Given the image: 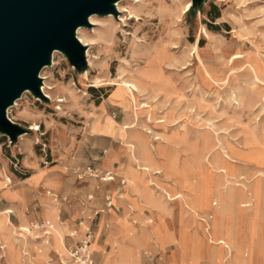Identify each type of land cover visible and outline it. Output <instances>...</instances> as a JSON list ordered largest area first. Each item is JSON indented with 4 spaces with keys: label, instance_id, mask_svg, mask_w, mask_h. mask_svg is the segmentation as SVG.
Listing matches in <instances>:
<instances>
[{
    "label": "rangeland",
    "instance_id": "1",
    "mask_svg": "<svg viewBox=\"0 0 264 264\" xmlns=\"http://www.w3.org/2000/svg\"><path fill=\"white\" fill-rule=\"evenodd\" d=\"M129 1L115 3L135 10L138 18L129 19L119 8V16L94 15L95 23L78 27L82 43L88 45L89 66L85 62L77 70L58 51L53 65L38 73L44 84L54 87L51 98L24 91L5 111L24 133L12 142L0 134V212L11 210L8 218L14 225L13 218H20L18 227L26 210L19 186L35 188L41 178L47 186H54L50 179H56L60 195L44 190L43 198L49 201L44 207H53L54 215L51 220L24 222L32 232L26 237L28 245L15 241L10 250L0 231V264H61L65 248L80 233L71 238L73 229L59 227L58 206L80 204L84 211L80 231L89 225L93 233L98 219L102 224L106 199L122 216L116 225L103 223L104 245L96 244L97 233L93 236L91 247L100 256L92 252L94 264H138L140 255L151 264L158 258L151 252L160 254L159 264L166 253L172 264H217L225 258L223 245L215 246L212 261L200 249L208 244L206 226L213 239L221 238L233 254L238 253L241 264H260L253 251L256 237L264 238V199L257 200L253 191L264 185V0H202L191 4L185 14L182 8L190 0H141L139 5ZM162 5L175 9L173 22ZM214 14L218 16L213 18ZM109 26L114 28L113 36H106ZM167 40L170 54L152 62ZM193 45L204 68L192 55ZM165 76L176 87L166 97ZM123 81L139 89L134 93L137 105L148 106H137L138 118L131 103L124 108L129 94ZM148 116L154 120L148 121ZM159 119L163 122L156 123ZM107 120L114 122L113 133L102 128ZM125 123L134 124L136 131L152 132L147 138L152 160L144 162L136 154L140 164L149 165L148 173L137 170L129 154L128 137L121 136L117 126ZM34 124L37 130H30ZM209 138L212 145L207 146ZM202 176L210 183L206 189L198 186ZM164 192L181 196L170 202ZM203 194L208 202L202 201ZM157 198L171 208L173 216L150 205ZM184 203L191 204L206 224L187 209L180 212ZM218 206L224 221L221 231L214 224ZM3 221L0 214V225ZM44 221L49 224L45 235L29 225ZM166 224L169 234L155 232ZM37 236L41 238L34 240ZM49 247L54 251L46 256Z\"/></svg>",
    "mask_w": 264,
    "mask_h": 264
},
{
    "label": "water",
    "instance_id": "2",
    "mask_svg": "<svg viewBox=\"0 0 264 264\" xmlns=\"http://www.w3.org/2000/svg\"><path fill=\"white\" fill-rule=\"evenodd\" d=\"M119 0H0V134L11 142L24 133L6 116L22 92L46 99L39 71L61 52L72 67H85V48L75 37L91 15L116 14ZM197 5L202 0H190Z\"/></svg>",
    "mask_w": 264,
    "mask_h": 264
},
{
    "label": "bare ground",
    "instance_id": "3",
    "mask_svg": "<svg viewBox=\"0 0 264 264\" xmlns=\"http://www.w3.org/2000/svg\"><path fill=\"white\" fill-rule=\"evenodd\" d=\"M129 2H131L133 5H139V4L142 3L141 0H131ZM114 6H115L116 14L118 13V16L122 13L120 10H124L125 12L128 13L129 19H132V18H135L136 19V18H138L135 10H133L131 8L130 9H122L121 7H118V3H115ZM160 7L164 8V10L170 15L169 16L170 17V23L173 22L174 21V18H176L175 9H173L172 7L163 6V5L160 6ZM190 7H191V2L190 3L188 2L182 8V14H185V12H187ZM119 8H120V10H119ZM93 16L94 15H91V16L88 17V22L91 25H92V23H95L94 19L92 18ZM109 16H112V15H107V17H109ZM234 18L236 20V17H234ZM238 20H239V18H238ZM79 30H80V28H77L76 31H75L76 38L79 41V43L85 48L88 45L82 43L83 42V39L80 36V33H78ZM105 32H106V36H113L115 34L114 28L112 26H109L105 30ZM204 33L207 34V32H206L205 29H204ZM78 34H79V38L80 39L78 38ZM168 36H170V33L168 34ZM163 41H164V39H163ZM169 45H170V43H169L168 40L165 43L163 42V44H161L160 50L157 51L151 57V61L152 62L159 63L161 60H163L165 58V55H164L165 53L168 52L170 54V49L167 48V46L169 47ZM191 51H193L192 52V55L194 54L196 56V59L198 60L199 64L204 68V64H203L202 60L200 59V56H199V53H198V50H197V46L196 45H193ZM55 53H58V51L55 50V51H53L51 53V60H50L51 65H53V56H54ZM84 58H85V62L87 63V66H89L86 48H85V51H84ZM234 58H237V56H235ZM161 70L162 69L159 68V71H161ZM85 73H86L85 70H83V75H85ZM153 75H155V74H153ZM39 78L42 80L41 81V85H40L41 86L40 87V90H41L43 96L46 99L47 98L50 99L51 98V94L53 95V93H50V92H53L54 87L48 85L47 83L44 84V80L45 79L40 74H39ZM121 85L127 91V93L129 94V98H126V100L123 101L124 108L127 107L128 103H131L133 105V108H134L133 110H134V113H135V117L138 118L137 111H136L138 109L137 106L142 107V108H146L148 106L147 105H141V104H138L137 105V102H136V98H135V94L134 93H135L136 90H139V89H136V86L134 84H132L130 82H127V81H123ZM162 87H163L162 92H163V96L164 97L170 96V93H172L173 91L176 90V87L173 84H170V79H169L168 76H165L163 78ZM151 91L152 92H155L152 89H151ZM58 102H63V100H58ZM14 104H15V102L13 103V105ZM152 119L153 118H151V116H148V118H147L148 121H153L154 119L153 120ZM162 122H163V120H160L159 119V121H157L156 123H162ZM113 124H114L113 121L107 120L102 125V128L104 130H106V131H109V132L113 133V131H112L113 128L111 127V125L113 126ZM131 124L132 123H129V124L128 123H125V124L117 125V126H118L119 130L122 131V135L121 136L126 137V138L128 137L127 145H128V148H130L129 154L133 158L132 160L135 162L134 164H136L135 165L136 169L137 170H140L142 172L148 173V172H150L149 165H147V164L146 165L140 164L139 163V157H136V154L138 153L140 155V158L144 162L145 161L152 160V152H151V150L147 146V138L149 137L148 135H151L152 132L150 130H147V129H139V128H136V129H138L136 131L134 129L135 128V125L134 124L131 125ZM37 128H38V126L36 124H34V125H32V127H30V130H34L35 131V130H37ZM22 135H19V136H22ZM157 139H159V138L158 137H155L154 138V140H157ZM176 139H179L178 136H177ZM170 143H172V142L170 141ZM210 145H212V139L209 138L207 140V146H210ZM170 150L173 151L171 147H170ZM175 156H176V158L179 157L178 155H175ZM196 157H198V156L196 155ZM170 159L172 160V158H170ZM155 173H159V171L154 172V174ZM102 180L107 181V180H112V178L110 177V178H105V179H102ZM152 184L153 183H151L150 185L152 186ZM198 184H199L198 185L199 187H201L203 189L204 188L206 189V188H208V185L210 183H208V180L206 179V177L202 176L201 179H200V181L198 182ZM190 191H192V190L190 189ZM253 192L255 193V196H256L257 200L259 199V201H260L262 198L264 199V185L263 186H260V187H257ZM164 193L167 196L168 201H170V202L175 201L176 199H178L181 196L180 194H177V193H175L173 195H171V194H169L167 192H164ZM208 200H209L208 195L203 194L202 201H207L208 202ZM202 201L200 202V205H202ZM150 205L152 207L156 208V209H159L162 212H166L167 214H170V216H173V214H174V212L171 210V208H170V212H169V210L167 208V204L164 203L163 201H161L160 198H157L155 200L152 199V201H150ZM185 209L189 210L191 213H193L194 215H196L198 217V220L199 221L204 222V224H206L207 221L204 218H200L198 216V214L194 210V207H192L191 204L184 203V205L183 204L180 205V209H179L180 212H183ZM8 213H9V210H4L3 212H0L1 215H4V221H3V224L0 225V231H1V234L4 236V238L6 240V243L8 244L9 249L12 250V247L14 246V242L15 241H17V243L18 242H22L23 244L28 245L26 243V237L28 235H31L32 234L31 229H29L28 227L25 226V224H24L25 221H23V220L21 221V224L18 227H16L8 219V215H7ZM215 213H216V218L214 220V224L217 226L218 231H221L222 228H224V225L222 223L223 220L220 219V213H221L220 206L216 207ZM222 213H223V211H222ZM255 213H256L257 216L260 217V215H261L260 207H258V206L256 207ZM31 226L34 227L33 224ZM204 228H205L204 229V233L206 232L205 234H206V237H207L206 239H207V243L208 244L205 247H204L203 244H201V248L200 249H201V251H202L203 254H208L209 261H212L213 256L215 255V251H216L214 249L215 246L223 245V246H221V248L223 250H225L224 251L225 252L224 253L225 254V258L222 261H218L217 264H223V263L228 262V261H229L228 264H241V262L243 260H241L240 256L237 255L238 253L237 254H233V252L231 251V249L228 246V244L224 240H222L221 238L216 239V240L213 239V237L208 233V230H209L210 227L206 226ZM154 230H155L156 233H158L160 235L162 234V231H165L166 234H169L170 233V226H169V224H166L164 226L156 227ZM5 231H8V234L7 233L5 234ZM3 232H4V234H3ZM76 233L77 232L74 231L73 233H70V234L73 235V234H76ZM142 237L143 238H146L147 237L146 233H143L142 232ZM255 240L256 241L254 243V246L255 247H254L253 255L258 260V263L261 262L260 264H264V238L262 239L261 236H257ZM92 241H93V239L91 240V242L89 244V250L90 251H93V249L91 247ZM178 251H179V253H181L183 255V253H184L183 252V249H179ZM65 252H66V248H65ZM65 257H63L61 259V264H70L71 262H69V261L67 262L66 260H64V259H67V252H66V256ZM71 264H74V263H71Z\"/></svg>",
    "mask_w": 264,
    "mask_h": 264
},
{
    "label": "crops",
    "instance_id": "4",
    "mask_svg": "<svg viewBox=\"0 0 264 264\" xmlns=\"http://www.w3.org/2000/svg\"><path fill=\"white\" fill-rule=\"evenodd\" d=\"M47 179H50V178H47ZM50 181H52L54 183V186H47V185H45L44 184V179L42 180V178L37 183V185L38 184H40V185L39 186L36 185L35 188H32V187L30 188V187L26 186L28 184L19 186V187H23L22 190H21V194H22V196L24 198V201H25V204H26V210L25 211H27V209L29 207H32L31 209H29V211L26 212V214L24 213L25 211L23 212V219H24L25 222H27V223L28 222H31V221H38V222H40V221H43L44 218L46 220H51L52 219V216L54 215L55 209L53 207H50V208L49 207H46V208L44 207L45 204H47L49 202L47 199L43 198V196H44V190L45 189L52 190L54 192V194L57 193L59 195H60V190H59V186H58L59 183H58V181L56 179H50ZM19 187H17V188H19ZM37 190H40V192L37 191ZM40 198H41V200H40ZM87 199H91V196L90 195L87 196ZM34 206H39V208H35ZM113 207H114V205L110 201V207L109 208H106L105 209V212L103 214L104 215V218H103V221H102L101 226H99V219H98L97 228L93 232V236H95L96 233L98 234L97 239H96V244L98 246H102V245L105 244L104 241H105L106 236H107V232H106V234L105 233H103V234L100 233L101 232L100 228L102 227L103 223L107 222L110 225H116L117 222H118V220L122 216V212L121 211H120V213L115 212L114 210H112ZM167 208H168V210L170 212V208L168 207V205H167ZM109 210L114 211V214L113 215H109L108 214V211ZM83 212L84 211L82 210L81 205L78 204V203H73V204H70L68 206H64L62 204H61V206L59 205L58 206V217H59V223L62 225V226L59 225V227H61L62 229L64 227L66 230L67 229H73V231H76L77 233H80L81 234L80 227L77 226L76 223L80 219V215ZM11 213H12V211L9 210V213L8 214H11ZM96 213L97 212H95L94 215ZM13 219L16 222L15 225L16 224H19L20 218L14 217ZM44 222H46V221H44ZM241 226L243 227L244 225L242 224ZM30 227L31 228H34V229H37L36 226L35 227H32L30 225ZM47 229H49V228H47ZM39 230H41V229H39ZM45 234H48V231H46L45 233H42V235H45ZM111 234H113V236H115L117 239H119V235H117L118 234L117 232H115V233L113 232ZM68 237H71L72 238L73 236H68ZM40 238H41L40 236H37V237L34 238V240L40 239ZM76 241L74 243H76ZM31 248L32 247H30V249H29L30 254H33L34 253V249L32 250ZM120 248L123 251H127V249H124L125 248L124 246H120ZM1 249H0V255H1V251H2ZM50 251H54L53 248L49 247L47 249L46 256H48V254L50 253ZM166 251H168V250H166ZM92 252L95 253L98 256H99V253H98L97 250L90 251V259L92 261V264H94V261L92 259ZM150 254H152V255H158V258L160 257V254L158 252H151ZM215 254H216V251H215ZM205 255H206L207 258H209L208 254H205ZM158 258H157L156 261L150 262V263L151 264H159L158 263ZM1 259H3L2 255L0 256V262L2 261ZM99 259H100V256H99ZM67 260L69 262H71L68 259V256H67ZM103 263L106 264V261H104ZM145 263L146 262L143 260V258L140 255V259L138 261V264H145ZM38 264H42V262L39 261ZM161 264H172V259L170 260V255H168L166 253L165 257L162 258Z\"/></svg>",
    "mask_w": 264,
    "mask_h": 264
},
{
    "label": "built area",
    "instance_id": "5",
    "mask_svg": "<svg viewBox=\"0 0 264 264\" xmlns=\"http://www.w3.org/2000/svg\"><path fill=\"white\" fill-rule=\"evenodd\" d=\"M120 183H122V180ZM104 206L105 208L110 207V201H108V199H106ZM81 224L82 220H78L77 226L80 227ZM36 228L41 229L42 233H45V228H49V224L47 222L37 223ZM92 239L93 233L90 226H84V229L81 231L76 243H74L72 246H67L66 248L68 259L74 264H92L89 250V244Z\"/></svg>",
    "mask_w": 264,
    "mask_h": 264
},
{
    "label": "trees",
    "instance_id": "6",
    "mask_svg": "<svg viewBox=\"0 0 264 264\" xmlns=\"http://www.w3.org/2000/svg\"><path fill=\"white\" fill-rule=\"evenodd\" d=\"M217 16H218V14H214V15H213V18H216Z\"/></svg>",
    "mask_w": 264,
    "mask_h": 264
}]
</instances>
